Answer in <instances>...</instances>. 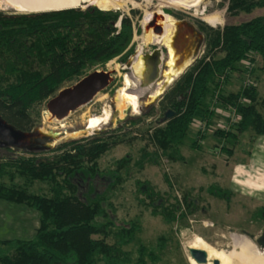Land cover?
Listing matches in <instances>:
<instances>
[{"label":"trees","instance_id":"16d2710c","mask_svg":"<svg viewBox=\"0 0 264 264\" xmlns=\"http://www.w3.org/2000/svg\"><path fill=\"white\" fill-rule=\"evenodd\" d=\"M255 8H264V0L227 3L232 15ZM117 22L119 29L115 27ZM198 25L204 34V53L163 95V124L146 129L154 150L146 151L145 147L144 155L132 164L128 155L105 170L100 168L98 158L113 145L118 137L115 134L73 140L44 159L34 155L13 158L0 153V199L26 205L39 214L33 237L0 238V264L158 261L156 252L142 243L134 253L125 249L140 226L134 220L116 216L112 199L118 187L131 177L132 166L139 170L144 163H156L157 150L170 159L181 158L177 156L178 146L194 121H205L208 126L218 117L203 101L208 95L215 96L221 75L227 79L229 72L237 70V64L251 54L259 56L264 73V13L239 24H225L221 29L202 21ZM132 38V18L119 11L94 7L20 14L0 11V115L22 130L37 127L39 103L56 95L66 83L78 81L95 66H104L114 58L125 63L134 51ZM217 48L224 53L213 58L211 53ZM215 100L222 106L231 105L239 117L231 130L215 129L216 135L235 139L236 133L250 130L256 136H264V116L257 107L260 101L252 82L226 94L219 89ZM168 111L173 114L165 118ZM138 121L137 118L133 123ZM202 139L203 134L198 132L191 147L199 149L198 140ZM5 176L8 183L2 180ZM16 178L23 179V183L15 182ZM34 182L44 183L46 191H30ZM135 184L136 199L165 222L172 223L182 214L181 204L187 209L194 204L187 192L180 202L169 191L156 190L147 180L137 179ZM167 184L172 186L169 181ZM207 191L219 198L229 196L227 190L217 186H209ZM252 218L264 222V204L254 210Z\"/></svg>","mask_w":264,"mask_h":264},{"label":"rangeland","instance_id":"374dc122","mask_svg":"<svg viewBox=\"0 0 264 264\" xmlns=\"http://www.w3.org/2000/svg\"><path fill=\"white\" fill-rule=\"evenodd\" d=\"M162 1L152 0L154 5H159ZM227 3L228 0H205L197 9H182L175 5L159 6V8L170 14L175 21L184 19L194 24L197 29H199L198 21H202L214 29H221L225 24H239L264 13V8H255L249 13L240 12L232 15L227 11ZM150 6L152 5L148 4L146 0H130L120 9H101L90 3L71 7L81 10L94 7L129 15L134 22L132 38L134 51L125 63L114 58L106 62L104 66H95L87 72L88 74L94 70L111 71L112 81L106 89L98 92L93 100L69 112L62 119L64 126L57 119L51 118L46 108L47 100L37 105L36 110L39 114L37 127L53 132H63V129H68V131H72L70 134L76 137L60 140L53 148L46 151L30 153L22 150H10L9 153H1V156L15 158L19 155H34L39 159H44L58 153L60 145L73 140L91 139L98 136L110 137L115 134L118 137L113 145L98 158L100 168L105 170L114 167L115 160L128 155L131 157L132 164L144 155L145 147L146 151L154 150V145L149 142L146 136L148 134L146 129L163 124L160 101L173 83L202 56L205 40L203 37L196 54L187 58L190 60L189 66L174 76L171 83H165L164 74L167 65L162 62L161 69L163 71L159 74L158 81H154L152 86L142 87L141 78L137 80L133 76V71L128 67V64L131 63L136 53L144 55L150 53L156 46H163V44L141 45L144 30L141 23L138 26V21L141 20L143 12L150 9H148ZM132 10L136 12L133 13ZM0 11L7 14L35 13L15 9L4 2L0 6ZM200 12L207 14L223 12L225 21L222 25L213 26L203 20ZM119 27L120 25L117 26L118 29ZM138 27L140 28L139 32H137ZM201 34L203 35V33ZM223 53V50L217 48L212 51L211 56L219 58ZM162 56L163 61H166L164 49ZM250 58L253 60L251 61ZM219 81H221L220 91L225 94L237 91L247 81L252 82L256 87L260 101L257 107L264 116V73L260 69L258 55L251 54L248 59L237 64V70L229 72L227 79L219 77ZM76 82H68L61 89L72 86ZM213 86L211 84V87ZM159 87L163 89L160 91L161 94L159 93L160 95L158 94L151 104H147L149 97H152ZM128 93L142 94L137 104L139 109L133 106L134 110L131 109L130 113H126L128 117L122 118L123 120L119 123H116L117 118H114V122L110 125L113 110L118 108L122 111L125 108L122 106L123 95ZM203 104L208 108L215 106V111L218 110L216 111L218 117L213 119L210 123L211 126L205 127V129H199L194 124L189 127L178 146L177 156L180 155L181 158L170 159L157 150L156 163H144L139 170L136 165L132 166L131 177L118 187L112 199L117 217L134 220L140 226L134 240L125 249L134 253L140 243L144 244L156 252L158 261L154 264H196L189 257L187 251L189 246L204 249L210 258L219 256L220 252L229 254L232 249L236 248L235 242L240 237L247 238L264 253V222L252 218L254 210L264 204V136H256L247 130L240 134L236 133L235 139L219 137L214 133L215 124L219 120L223 122L229 113L224 111L221 105L213 102L212 95H208ZM105 109L111 110L109 120L96 128L89 127L88 119L91 116L103 115ZM137 118L139 121L133 123V120ZM88 128L91 129L86 134L80 135ZM198 132L203 134V139L198 140L200 148L195 149L191 147V144L197 139ZM63 135L64 133L52 142L63 138ZM137 179L147 180L154 185L156 190L163 193L169 191L180 200H182L183 193L187 192L194 204L190 209L184 208V205L181 204L180 213L182 214L172 223L165 222L162 217L153 215L149 207L144 206L136 199L134 190ZM2 180L6 183L9 182L6 176ZM167 181L172 183L171 187L168 186ZM15 182L23 183V179L16 178ZM209 186L227 190L228 198H219L208 193ZM46 189L47 186L40 182H34L29 188L32 192H42ZM0 203L2 204H0V238H31L38 227V212L26 205L9 203L4 200H0Z\"/></svg>","mask_w":264,"mask_h":264},{"label":"water","instance_id":"95a60500","mask_svg":"<svg viewBox=\"0 0 264 264\" xmlns=\"http://www.w3.org/2000/svg\"><path fill=\"white\" fill-rule=\"evenodd\" d=\"M157 15H152L150 21L144 26V29L152 28L156 34L163 32V27L156 23ZM174 35L171 41V47L174 51L175 66H180L190 56L195 55L198 50V45L194 44L195 35L203 38V35L197 31L194 24L182 19L176 21ZM165 51L168 58L169 53L166 46H156L150 53L144 54L145 73L142 79V87H146L152 84L158 77L160 66L163 61L162 51ZM188 63L187 66H189ZM130 67V64H128ZM184 67V68H186ZM111 71L94 70L80 80L74 83L72 86L65 87L59 90L56 95L51 97L46 102V108L50 113L51 118L61 120L66 117L69 112L76 110L81 105H84L95 97V95L106 89L112 81ZM161 94V93H160ZM159 94V95H160ZM149 102L147 104H151ZM130 106L127 107L125 113H130ZM134 112V111H133ZM173 113L168 111L165 114V118H169ZM118 111L113 110L111 118H117L116 123L121 122L123 119L117 117ZM128 117L125 115L123 118ZM112 122V121H111ZM109 123L110 125L112 123ZM64 132H50L45 128L35 127L30 130H22L16 128L14 125L7 122L0 115V147L11 148L12 150H22L30 153L46 151L53 148L56 142L60 140H68L71 137H63L52 142L55 138ZM189 257L196 264H221L220 260L216 257L210 258L208 253L204 249L191 247L187 248Z\"/></svg>","mask_w":264,"mask_h":264},{"label":"bare ground","instance_id":"6f19581e","mask_svg":"<svg viewBox=\"0 0 264 264\" xmlns=\"http://www.w3.org/2000/svg\"><path fill=\"white\" fill-rule=\"evenodd\" d=\"M130 0H0V6L2 2L8 4L15 9L26 11V12H39V11H49V10H59L64 8L78 7L84 3L94 4L101 9H120L123 8L127 2ZM148 4L152 5L148 7L149 10H146L144 25L150 21L152 15H157L156 23L163 27V32L161 34H156L153 32L152 28L144 29V35L142 37L141 45L147 46L149 44H163L168 49L169 56L165 61L167 68L165 70V83L172 82L174 76L179 74L186 65L189 63V59H186L182 65L175 66V59L173 48L171 47L172 37L175 31V20L168 13L163 12L159 6H176L182 9H197L201 3L205 0H163L159 5H154L152 0H146ZM134 3V2H133ZM195 14V13H194ZM203 20L207 21L209 24L213 26L222 25L225 21L223 12H216L213 14H207L204 12L199 13ZM162 21L159 23L158 21ZM136 57V58H135ZM130 63V68L133 71V76L136 77L137 80L141 78L143 79V75L145 73V62L142 53L137 54ZM194 60V59H193ZM163 70L160 66L161 74ZM161 76V75H160ZM156 82L158 79L155 80ZM170 82V83H171ZM152 86V84L148 85ZM162 87L156 89V91L152 94V97H149V102L155 100V98L160 93ZM163 90V89H162ZM142 94L141 93H128L123 95V107H125L122 111L118 108L119 118H123L126 113V107L130 106L131 109L138 107V101ZM122 107V108H123ZM134 110V109H132ZM111 110L105 109L103 115L101 116H91L87 123L89 127L96 128L103 122H107L110 118ZM59 123L64 126L63 120H58ZM112 121V122H111ZM110 122L113 123V118L110 119ZM109 122V123H110ZM46 129V128H45ZM91 128L82 132V134H86ZM48 130V129H46ZM53 132L51 130H48ZM96 131V130H94ZM64 135L63 137H76L70 134L72 131H68V129H63ZM236 248L232 249V252L226 254L225 252H220L219 256H216L220 260L222 264H229L236 262L237 264H264V253L258 250L252 243L245 237H240L237 239Z\"/></svg>","mask_w":264,"mask_h":264},{"label":"built area","instance_id":"2783aa9c","mask_svg":"<svg viewBox=\"0 0 264 264\" xmlns=\"http://www.w3.org/2000/svg\"><path fill=\"white\" fill-rule=\"evenodd\" d=\"M127 15V14H126ZM145 15H146V12L144 11L143 12V14H142V17H141V20L140 21H138V26H140V23H141V27H143L144 26V20H145ZM129 16V15H128ZM130 17V16H129ZM133 25H134V22H133ZM115 26L117 27V26H119V22H117L116 24H115ZM118 29V28H117ZM138 53H136L135 54V56L137 55ZM222 77H224V76H220V78H222ZM221 81H219V87H218V89L215 91L216 93H215V96L213 97V102L215 103V104H218V105H220L219 103H216V96H217V93H218V90L221 88V83H220ZM248 83H250V81H247V82H245L244 83V85H246V84H248ZM245 101H248L247 99L245 100ZM222 106V105H221ZM211 109H214L215 110V106L214 107H210ZM221 108H223V110L224 111H227L229 114L227 115V117L225 118V119H223V122L222 121H218V123L216 122V124H215V126H216V128L215 129H221V130H231L230 128H231V126H232V124L234 123V122H236L238 119H239V117L235 114V109L231 106V105H227V106H222ZM216 111H218V110H216ZM194 126H198L199 127V129H205V127H208V126H211V124H209L208 126H206V123H205V121H200V120H196V121H194ZM214 126V127H215ZM214 129V130H215ZM179 199V198H178ZM179 201L181 202V200L179 199Z\"/></svg>","mask_w":264,"mask_h":264},{"label":"flooded vegetation","instance_id":"af4514ba","mask_svg":"<svg viewBox=\"0 0 264 264\" xmlns=\"http://www.w3.org/2000/svg\"><path fill=\"white\" fill-rule=\"evenodd\" d=\"M197 29V28H196ZM198 32L202 33L199 29H197ZM204 37V34H203ZM203 38H200L199 36L195 35V41L194 44L200 46V44L202 43ZM154 49V48H152ZM10 150H12L11 148H4V147H0V153H9Z\"/></svg>","mask_w":264,"mask_h":264},{"label":"crops","instance_id":"0c3cea01","mask_svg":"<svg viewBox=\"0 0 264 264\" xmlns=\"http://www.w3.org/2000/svg\"><path fill=\"white\" fill-rule=\"evenodd\" d=\"M1 200V199H0ZM5 201V200H4ZM6 202H8V201H6ZM9 203H12V202H9ZM1 204V203H0ZM15 204V203H14ZM2 205V204H1ZM22 205V204H21ZM38 223H39V214H38ZM37 229V228H36ZM36 231V230H35ZM35 234V233H34ZM33 237V236H32ZM14 238H17V237H14ZM2 239H4V238H2ZM5 239H10V238H5ZM28 239V238H27Z\"/></svg>","mask_w":264,"mask_h":264}]
</instances>
